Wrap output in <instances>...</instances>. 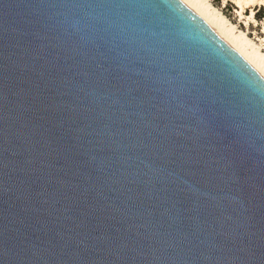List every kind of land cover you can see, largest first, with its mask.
Listing matches in <instances>:
<instances>
[{
  "label": "water",
  "instance_id": "95a60500",
  "mask_svg": "<svg viewBox=\"0 0 264 264\" xmlns=\"http://www.w3.org/2000/svg\"><path fill=\"white\" fill-rule=\"evenodd\" d=\"M0 264H264V76L183 0H0Z\"/></svg>",
  "mask_w": 264,
  "mask_h": 264
},
{
  "label": "rangeland",
  "instance_id": "374dc122",
  "mask_svg": "<svg viewBox=\"0 0 264 264\" xmlns=\"http://www.w3.org/2000/svg\"><path fill=\"white\" fill-rule=\"evenodd\" d=\"M201 1L222 23L232 27V32L245 38L242 40L248 49L253 48L264 55V0Z\"/></svg>",
  "mask_w": 264,
  "mask_h": 264
},
{
  "label": "bare ground",
  "instance_id": "6f19581e",
  "mask_svg": "<svg viewBox=\"0 0 264 264\" xmlns=\"http://www.w3.org/2000/svg\"><path fill=\"white\" fill-rule=\"evenodd\" d=\"M183 1L234 47L258 72H260V74H262V76H264V55L262 53L253 48L248 49L246 42L243 41L245 38H241L238 32H232V27L230 28V26L228 27L226 24L222 23L220 18L213 15L207 5H204L201 0Z\"/></svg>",
  "mask_w": 264,
  "mask_h": 264
},
{
  "label": "built area",
  "instance_id": "2783aa9c",
  "mask_svg": "<svg viewBox=\"0 0 264 264\" xmlns=\"http://www.w3.org/2000/svg\"><path fill=\"white\" fill-rule=\"evenodd\" d=\"M254 11L252 12V15H253Z\"/></svg>",
  "mask_w": 264,
  "mask_h": 264
}]
</instances>
